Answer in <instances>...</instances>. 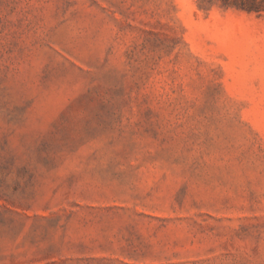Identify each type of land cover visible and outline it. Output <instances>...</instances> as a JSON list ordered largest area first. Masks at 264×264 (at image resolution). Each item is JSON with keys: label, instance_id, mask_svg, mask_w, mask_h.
Listing matches in <instances>:
<instances>
[{"label": "rangeland", "instance_id": "obj_1", "mask_svg": "<svg viewBox=\"0 0 264 264\" xmlns=\"http://www.w3.org/2000/svg\"><path fill=\"white\" fill-rule=\"evenodd\" d=\"M0 264H264V0H0Z\"/></svg>", "mask_w": 264, "mask_h": 264}]
</instances>
